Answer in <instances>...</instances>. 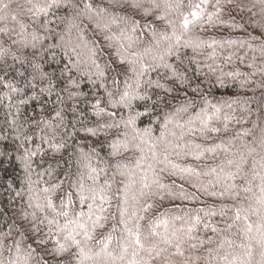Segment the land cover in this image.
I'll use <instances>...</instances> for the list:
<instances>
[{"label":"trees","instance_id":"trees-1","mask_svg":"<svg viewBox=\"0 0 264 264\" xmlns=\"http://www.w3.org/2000/svg\"><path fill=\"white\" fill-rule=\"evenodd\" d=\"M47 2L0 0V264H67L58 229L84 237L61 192L92 236L83 264L147 259L128 247L137 223L184 234L175 264H264V0H205L195 20L201 0ZM81 181L103 202L81 203Z\"/></svg>","mask_w":264,"mask_h":264},{"label":"snow or ice","instance_id":"snow-or-ice-1","mask_svg":"<svg viewBox=\"0 0 264 264\" xmlns=\"http://www.w3.org/2000/svg\"><path fill=\"white\" fill-rule=\"evenodd\" d=\"M205 0H201L200 3H196L195 5H192L191 3L189 4L188 7L192 8L194 7L195 9H197L198 11H191L189 13V15L195 20V19H199L202 15H203V4H204ZM220 0H217V3L215 5H210V7L216 8L217 10H219L218 6H219ZM150 5L153 9H158L161 7L160 3L158 2V0H150ZM59 7L60 3L59 0H48V2L44 5L38 8V11L40 12H46V9L48 8H52V7ZM167 6V5H166ZM181 5H177V7H180ZM5 7H7V5H5ZM127 7L131 8V9H140L141 7H143V5L138 2H133L131 4H128ZM84 8L86 11H91L92 10V6L90 4H85ZM147 9H145V14H147ZM209 21H211L212 19V14H209L208 16ZM156 19L162 20L163 17L157 16ZM135 23V22H134ZM190 21L188 19L187 16H185L181 22V26L184 29H187L189 27ZM170 51V49H169ZM160 59H163V57H160ZM159 86V85H158ZM128 93L125 92L124 93V97H127ZM137 98H142L139 96H134L133 99H137ZM186 110V109H185ZM204 111V110H202ZM103 112V109H101L99 112L96 113V115H99L100 113ZM205 115H207V113L205 112ZM128 124H132L134 123V121L132 119H129L127 121ZM203 129H201L202 131L206 130V131H211V132H215L218 131V129L216 128H208V121L207 120H203ZM111 126V125H109ZM114 148H116L117 146H113ZM89 179H93L95 181V177L89 176ZM154 183H156V181H154ZM84 184L83 182H79L77 185L78 191H77V196L80 199V202L83 203L85 201V199H91L92 201H95L97 196H100L101 202H103V196L100 193H97L95 188H89L88 191L90 193V195L88 197L84 196ZM145 187H148V185H145ZM60 188L59 185H54L53 188L50 190L48 188H45L43 191L45 193H49L50 191H52L53 193H55L56 190H58ZM72 193H63L61 192L60 194V199H61V209L58 213L59 216H63L66 220V225H73L75 224L79 229H81L83 231V241L78 240L76 238L77 235H80L79 232H77L75 235L73 234V231L67 230L66 227H62L59 228L58 231L61 233L66 232V235L63 236L64 239V243H59L57 242V247L56 249H54V255L55 256H63L65 254H69L70 258L67 261V264H73V261L76 260L79 262V264H83V261L85 259H91V257L89 256V252L91 251V249L87 248V241L92 239L91 233L87 230L85 223L83 222H78V220H72L69 219V210H71V205H72ZM45 203L44 204H37L36 207L38 210L40 211H51V212H56V209L54 207L53 201L51 199V196L46 195L44 197ZM147 207H151V205H148ZM91 208L92 205H89V209H90V215L88 217L89 220H92L93 223V228L95 227H100L103 228L104 224L101 222L102 220H107V217H101V216H95V213H91ZM100 211L103 212L104 209L100 208ZM93 216H95V219H93ZM240 216L239 213L236 216V219L239 220ZM140 219H144V217H141ZM121 223H126V221H124L123 219H121L120 221ZM49 224H54L56 223V218L55 216L53 217V219L48 221ZM232 225L229 224L228 227H231ZM114 230V229H113ZM192 228L188 229V232L191 233L192 232ZM213 232L216 231L215 228L212 229ZM127 236L130 238L128 241V247H132L133 245H135V248L133 249V255L134 256H140V252L143 251L145 253V255L147 256V259H144L143 256H140L139 260H133L130 261L129 264H150V261L152 260H156V259H161L163 260V264H175V262L173 260H171V257H175L177 255L182 256L183 255V251L182 249V245L187 243L188 241H186L184 239V234H177V233H173L172 237H161L158 241L155 239L158 235L157 232L154 231H150L148 234L143 235L140 232L139 229V224L137 223L135 225L134 230L133 229H127ZM189 239H191V237H189ZM97 244L100 243L99 240L96 241ZM83 245V246H82ZM161 245H164L163 247ZM106 247V246H105ZM190 248H195L196 246L194 244H189ZM75 249L76 251H72V249ZM170 248H175L176 251L175 252H171L169 251ZM124 251H127V249H123ZM121 259H123V257H121ZM58 264H64V262L61 260L58 262Z\"/></svg>","mask_w":264,"mask_h":264}]
</instances>
